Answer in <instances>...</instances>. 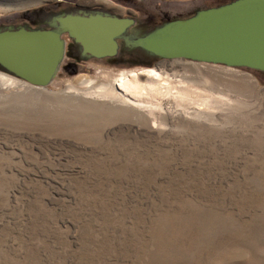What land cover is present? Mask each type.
Wrapping results in <instances>:
<instances>
[{"label":"rangeland","instance_id":"1","mask_svg":"<svg viewBox=\"0 0 264 264\" xmlns=\"http://www.w3.org/2000/svg\"><path fill=\"white\" fill-rule=\"evenodd\" d=\"M234 1L0 0V28H49L78 3L132 16L143 37ZM62 38L48 88L0 84V264H264V73L124 41L96 59ZM149 70L128 91L148 112L88 95Z\"/></svg>","mask_w":264,"mask_h":264},{"label":"water","instance_id":"2","mask_svg":"<svg viewBox=\"0 0 264 264\" xmlns=\"http://www.w3.org/2000/svg\"><path fill=\"white\" fill-rule=\"evenodd\" d=\"M128 17L60 15L49 28H0V67L35 88H48L60 72L66 52L62 36L68 34L96 59L114 58L124 41L162 60L264 73V0H236L200 10L143 37L131 36L135 21Z\"/></svg>","mask_w":264,"mask_h":264},{"label":"bare ground","instance_id":"3","mask_svg":"<svg viewBox=\"0 0 264 264\" xmlns=\"http://www.w3.org/2000/svg\"><path fill=\"white\" fill-rule=\"evenodd\" d=\"M145 76L146 77H155V76H157V74H156L155 70H149L146 73H144V72H140V73L122 72L121 74L118 75V77L110 78V82L107 86H105V87L103 86L99 89L90 88L92 85V84H88V83H91L90 81L84 82L83 84H86V83L88 84L87 85L88 90H89V91H87L88 95L94 99L108 100V102H110V104L111 103L112 104H118V105H122V107L126 106V107H130V108L135 107V108H138L139 110L141 109V110L148 112L149 110H152V109H150L148 106H145V102H143L137 98L131 97L128 93V91H133V92H137V93L139 91L140 92L143 91V93H144L145 89H144V86H141V84H142L141 78H143ZM152 79H154V78H152ZM151 80H149V81L151 82ZM0 84L3 87L10 88V89H16V88L26 89V87H27V83L22 82L19 79H16L14 77H11V76L3 74V73H0ZM185 116H187V115H185Z\"/></svg>","mask_w":264,"mask_h":264},{"label":"flooded vegetation","instance_id":"4","mask_svg":"<svg viewBox=\"0 0 264 264\" xmlns=\"http://www.w3.org/2000/svg\"><path fill=\"white\" fill-rule=\"evenodd\" d=\"M73 8H75L76 10H80L81 11V13L80 14H78V15H80V17H88L89 15H91V14H96V13H98V12H104V13H109V14H111V15H116V16H118L117 14H115L112 10H105L104 8H103V6H94V5H92V4H90V6L89 5H84V4H78V3H74L73 4ZM130 16V15H129ZM132 17V16H131ZM31 18V19H30ZM30 18H28V20L29 21H31L30 23H38L39 22V18H37V19H33L32 20V17H30ZM68 45H69V43H67L66 44V53H67V50H68ZM78 51H80V53L81 54H83V55H86V53L84 52V50H82V49H80V50H78ZM84 52V53H83ZM79 53V52H78ZM88 55V54H87Z\"/></svg>","mask_w":264,"mask_h":264}]
</instances>
